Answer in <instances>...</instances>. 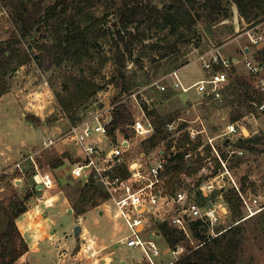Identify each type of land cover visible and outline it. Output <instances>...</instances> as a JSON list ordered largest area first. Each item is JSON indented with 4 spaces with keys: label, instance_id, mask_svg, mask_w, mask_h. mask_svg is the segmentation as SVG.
<instances>
[{
    "label": "rangeland",
    "instance_id": "1",
    "mask_svg": "<svg viewBox=\"0 0 264 264\" xmlns=\"http://www.w3.org/2000/svg\"><path fill=\"white\" fill-rule=\"evenodd\" d=\"M37 1L39 0H34ZM54 1H43L42 13L46 14V17L35 26L33 30L35 39L29 36L23 37L20 44L22 52L30 54V60L8 75V91L0 97V185L3 188L0 190V195L6 202H9V198L14 193L20 197H25L29 193L31 196L28 205H39L37 207L41 218L43 212H47L52 219H55L54 230L63 226V233H74L67 222L73 221L75 215L63 213L64 218L59 217L55 206L65 200V207H73L81 188L87 181L89 167H85L82 174L78 175L81 170L77 167L79 164L65 160L68 153L72 154L73 158H78L80 153L78 146L63 142L41 151L42 168L51 171L56 179L55 186L44 191L32 189L31 179H20V170L16 168V163L26 158L30 150H39L45 136H59L68 130L71 121L62 113L55 93L64 91L65 70L78 71L80 67H84L88 72L87 66H93L98 70L96 80L103 85V88L80 108V116H88L102 106L118 102L127 104L133 118L138 119H142L140 105L146 106L151 112L155 126L159 124L160 116L164 119L173 117L177 124L185 123L186 126L205 128L206 132L203 136L216 137L214 143L225 162V166L221 163L218 172L225 171L226 168L230 172V175L226 173L221 181L225 183L223 192L233 186L232 176L239 185L245 184V191L259 195L264 202V145H257V149L241 148L237 145L240 138L264 135V112L250 106L251 91L244 87H236L223 102H215L201 99L195 89L189 93L169 89L172 95L165 98L155 84V81L162 79L167 81L169 73L176 69L179 70L185 83H193L203 75L198 56L201 52L216 46H221V51L225 54L241 57L243 48L251 46V43L249 36L245 34L249 24L242 19L236 4L232 3L233 15L230 18L212 24L203 16L193 29H187L175 22L144 20L128 23L121 18L123 0H74L73 8L78 5L83 7L79 13H77L78 9H73L74 19L67 18L60 12L46 13L48 6ZM143 1L156 4L160 8L172 2V0ZM4 2L5 0H0V43H4L14 32H17V25ZM32 3L33 0L31 6ZM88 13L94 17L104 16L101 26L107 32L98 39L90 40V53L85 56L84 63H76L71 56L61 54L59 55L61 62L59 57L44 59L43 46L52 45L58 38H64L78 24L87 22ZM119 31L126 37L136 34L131 45L132 53L124 48ZM189 39L191 41H187ZM256 52V47L252 45L251 53L256 54ZM103 56L108 57L104 64L101 60ZM237 72L248 76L243 66H238ZM129 82L135 84L130 93L124 90L125 84ZM238 112L243 114L242 123L248 127L250 135L238 137L231 134V139L226 140L227 138L220 134L232 121V114ZM121 135L117 134V137ZM129 139L131 146L127 151L128 158L137 156L146 148L147 151L150 149L148 148L150 142L146 139L135 135L130 136ZM113 144H119V139L117 142L113 141ZM165 145L166 139H159L157 145L148 151V160H155L159 156L158 150L165 148ZM60 159L63 160L62 165L53 167V163H57ZM74 167H77V174L74 173ZM205 172L209 173L210 170ZM201 178L204 181L207 176ZM222 178L223 176L219 179ZM214 195L213 199L224 203L223 207L228 209L224 210L217 225V229L225 231L233 225L231 210L229 204L225 202V197H220L217 191ZM38 197H44L43 201L38 200ZM48 199L50 201L46 202ZM108 201L109 199L101 198L98 206H89L82 217V224L87 226L91 233L104 238L109 244V250H115L113 264H123V261L125 264L146 263L145 255L140 248L119 242L126 233V226L122 219L114 216V206H110V210L107 211ZM100 210L105 211L101 214ZM180 213L176 208H170L162 218L175 226L171 223V219ZM31 216L32 212L29 213V217ZM239 226L241 246L237 264H264V210L244 218ZM156 227V222H152V228ZM186 228L187 239L181 243L185 246L181 256L188 251V247L195 248L200 245V240L190 230L189 221ZM80 234L81 232L76 236ZM155 239L162 250L168 247L162 236ZM78 242L76 249L79 250L83 247V243ZM67 243L57 244L58 255L63 256L65 251L72 249ZM88 248L90 247L87 245L85 252ZM90 250L94 251V248ZM173 259V254L162 253L156 258V262L165 264ZM38 262L31 259L24 262L20 258L16 264H38Z\"/></svg>",
    "mask_w": 264,
    "mask_h": 264
},
{
    "label": "trees",
    "instance_id": "2",
    "mask_svg": "<svg viewBox=\"0 0 264 264\" xmlns=\"http://www.w3.org/2000/svg\"><path fill=\"white\" fill-rule=\"evenodd\" d=\"M31 1L5 0L4 2V5L10 10L14 23L17 25V32H14L4 43H0V97L8 91V75L30 60V54L22 52L20 48L23 37L29 36V38L35 39L33 30L46 17V14L42 13L44 0L37 2L33 0L32 6L30 5ZM73 1L55 0L52 5L48 6L46 13L56 14L60 12L67 18L74 19L73 9H78L77 13H79L83 10V7L78 5L73 8ZM232 3L237 5L242 19L249 26L264 21V0H172L170 4L162 8L151 2L145 3L143 0H123L121 18L128 23L144 20L164 21V23L175 22L179 26L193 29L203 16L212 24L222 19L230 18L233 15ZM103 20L104 16L94 17L88 13L87 22L78 24L64 38H58L52 45L43 46V49H45L42 51L43 58L58 59L59 57V62H61L60 54L69 55L76 60V63L83 64L85 56L90 53V40L93 38L98 39L107 32L101 26ZM119 35L124 48L129 53H132L131 45L136 38V34L126 37L119 31ZM187 41H191V39ZM119 50L121 51V49ZM121 53L123 52L121 51ZM256 56L264 61V47L257 50ZM101 60L102 64H104L108 57L103 56ZM87 67L88 72H86L84 67H80L78 71L74 69L65 70L64 91L55 93L62 113L69 118L71 123L82 119L79 113L80 108L103 88V85L96 80L98 70L93 66ZM233 71L228 96L236 87H244L246 90L251 91V101L264 102V92L256 88L254 81L249 76L239 74L236 68H233ZM134 85V83L130 82L125 84L124 90L130 93ZM160 93L165 98L172 95L168 90L160 91ZM251 101L250 106L255 108ZM145 109L147 110L146 106ZM147 112L151 113L148 110ZM242 116L241 112L234 113L231 116L232 121L238 120ZM158 119L159 124H156L154 134L146 141L150 142L148 148L151 149L157 145L159 139H166L164 153L168 156L166 174L169 175L164 184L165 191L173 194L183 177L191 179L192 184L190 183V185H200L202 178L197 176V173L204 162V158L210 155L212 147L210 144L204 145L205 155L203 156L198 151L199 147L204 144L202 136L193 140L189 132L184 130L178 138H173L171 132L166 128V124L174 118L164 119L159 116ZM132 120L133 114L127 104L121 103L117 105L115 117L110 126L112 136L116 138L115 131L118 128L127 137L132 135L127 127ZM184 127H186L185 123L180 125V128ZM226 142L228 143V141ZM237 145L241 148L257 149V145H264V135L240 138ZM190 150L195 151V153L190 158H186L185 154ZM66 159L71 163H75L78 160L75 157L73 158L70 153L67 154ZM214 161L215 167L212 175L216 174L221 166L218 157H215ZM62 163L63 160L60 159L57 163H53V167L57 168ZM117 172L123 176L128 175V170L124 167H119ZM241 187L245 191V184L241 185ZM223 195L229 204L233 225L218 236L208 239V226H204L200 220L190 221V230L200 240V245L195 248L188 247V251L183 256L170 264H237L238 251L241 246V227L239 224L244 220L246 213L238 191L230 188L224 191ZM30 196L28 193L25 197H20L14 193L9 198V202H6L0 195V264H16L17 260L29 250L28 243L18 227L17 218L29 209L28 200ZM101 198H108L104 188L93 181H87L73 204L77 217L86 213L89 206H98ZM197 200L203 204L206 203L207 199L199 191ZM157 227L163 238H165L166 243L170 246L181 244L182 241L187 239V232L184 229L172 226L167 220L157 222Z\"/></svg>",
    "mask_w": 264,
    "mask_h": 264
},
{
    "label": "built area",
    "instance_id": "3",
    "mask_svg": "<svg viewBox=\"0 0 264 264\" xmlns=\"http://www.w3.org/2000/svg\"><path fill=\"white\" fill-rule=\"evenodd\" d=\"M249 36L251 46L256 50L264 47V21L249 26L245 31ZM251 46L243 48L242 56L228 55L221 51V46L213 47L203 51L198 56L203 75L193 83L187 84L182 80L179 70H173L167 76L166 81L162 79L155 81L160 91L169 89L189 93L195 89L201 99L223 102L228 96V89L231 85L233 68L238 70V66H243L248 76L254 81L256 88L264 92V61L257 58L256 54L250 52ZM137 99V98H136ZM148 101V100H147ZM149 102V101H148ZM256 110L264 112V102L259 103L256 100L251 101ZM118 102L102 106L88 116H82V119L70 123L68 130L59 136L47 135L43 138L41 148L37 151L30 150L28 156L16 163V168L20 170V179H31L30 186L37 191H44L55 186L56 181L51 171H46L40 164L41 151L46 150L58 143H73L78 146V160L75 162L81 169L79 172L74 167V173L82 174L85 167H89L87 181H93L101 185L108 195L109 209L114 206V216L122 219L126 226L125 235L119 240L127 246L140 248L145 255L144 264H158L156 258L162 253H171L174 259L165 264H170L181 257L185 246L177 244L162 250L157 243L156 237H163L158 227L152 228V222L164 221L162 215L167 214L171 208H176L181 213L171 219V223L176 227L187 230L186 224L192 220H200L204 226H208V239L218 236L223 230L217 229L224 210V203L215 201L213 195L219 192L220 197H224L223 187L225 183L221 181L229 170L217 172L212 175L215 161L218 157L220 163L225 166L224 159L214 143L216 137L203 136L205 128H196L188 125L180 128L176 120L166 124V128L171 132L173 138H178L182 131L189 132L191 139L195 140L202 136L204 144L198 151L203 156L204 145L210 144L212 151L209 156L204 158V162L198 170L200 177L207 178L198 186L190 185L191 179L183 177L176 187L173 194L165 191L164 184L168 178L166 174V165L168 156L164 153V148L159 149V156L152 161L148 160V151L142 150L133 157H127V151L131 146L130 136H138L143 139L150 138L155 132V122L148 114L145 107L142 109V119L133 118L127 125L132 132L129 137L125 136L120 129H116V138L112 139L110 126L115 117ZM180 119V118H178ZM242 119L231 121L227 128L220 135L231 139L233 134L238 137H247L250 135L246 124ZM117 134H122L119 138ZM119 144H113V141ZM113 144V145H112ZM174 149V148H173ZM195 151H188L185 156L190 158ZM82 165V166H80ZM119 167L128 170V175L123 176L117 172ZM213 169V170H212ZM210 170V172H205ZM45 171V172H44ZM223 176L222 179H219ZM86 177V176H85ZM233 186L239 192L243 207L246 210L244 218L251 217L264 210V202L259 195L244 191L234 178L231 176ZM86 181V182H87ZM192 184V183H191ZM3 189L0 185V190ZM195 191V192H194ZM201 192L206 203L201 204L196 199L197 193ZM194 193L196 197H194ZM44 197H38L43 201ZM50 201L48 199L46 202ZM226 202V201H225ZM167 220V219H165ZM168 221V220H167Z\"/></svg>",
    "mask_w": 264,
    "mask_h": 264
},
{
    "label": "crops",
    "instance_id": "4",
    "mask_svg": "<svg viewBox=\"0 0 264 264\" xmlns=\"http://www.w3.org/2000/svg\"><path fill=\"white\" fill-rule=\"evenodd\" d=\"M64 201L56 204V211H58L59 217L64 215L63 213L75 215L74 220H70L67 224L71 226L73 232V227L75 228L77 224H80L82 228L80 236H76L75 233H63V226H61L63 230L61 228L54 230L53 221L55 219H52L47 212H43V218H41L37 207L39 205L29 206V209L17 218L18 227L29 246V250L21 257L22 261L26 262L31 259L36 262L39 261L38 264H113L115 250H109V244L104 238L91 233L90 229L82 224L84 214L77 217L73 207H65ZM108 210L110 209L107 208ZM104 211L100 210L99 212L103 214ZM30 212H32L31 217H29ZM58 231L61 233L58 234ZM78 241L83 243V247L79 250L76 249L79 245ZM63 242H68L67 244L72 249L65 251L61 256V254L58 255L59 246L57 244ZM87 245L94 248V251L88 248L85 252Z\"/></svg>",
    "mask_w": 264,
    "mask_h": 264
},
{
    "label": "water",
    "instance_id": "5",
    "mask_svg": "<svg viewBox=\"0 0 264 264\" xmlns=\"http://www.w3.org/2000/svg\"><path fill=\"white\" fill-rule=\"evenodd\" d=\"M81 225L80 224H77L74 228V233L75 234H79L81 232Z\"/></svg>",
    "mask_w": 264,
    "mask_h": 264
}]
</instances>
